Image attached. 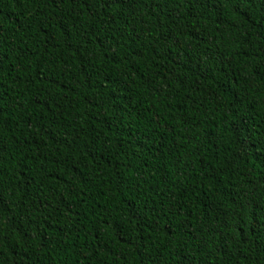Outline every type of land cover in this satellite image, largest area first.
Returning <instances> with one entry per match:
<instances>
[{
    "label": "trees",
    "instance_id": "trees-1",
    "mask_svg": "<svg viewBox=\"0 0 264 264\" xmlns=\"http://www.w3.org/2000/svg\"><path fill=\"white\" fill-rule=\"evenodd\" d=\"M0 264H264V0H0Z\"/></svg>",
    "mask_w": 264,
    "mask_h": 264
},
{
    "label": "snow or ice",
    "instance_id": "snow-or-ice-1",
    "mask_svg": "<svg viewBox=\"0 0 264 264\" xmlns=\"http://www.w3.org/2000/svg\"><path fill=\"white\" fill-rule=\"evenodd\" d=\"M3 205V199H2V197H0V206H2Z\"/></svg>",
    "mask_w": 264,
    "mask_h": 264
}]
</instances>
